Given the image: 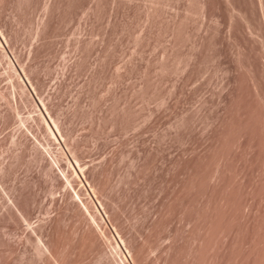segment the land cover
<instances>
[{
	"label": "rangeland",
	"instance_id": "rangeland-1",
	"mask_svg": "<svg viewBox=\"0 0 264 264\" xmlns=\"http://www.w3.org/2000/svg\"><path fill=\"white\" fill-rule=\"evenodd\" d=\"M0 264H264V0H0Z\"/></svg>",
	"mask_w": 264,
	"mask_h": 264
},
{
	"label": "bare ground",
	"instance_id": "bare-ground-1",
	"mask_svg": "<svg viewBox=\"0 0 264 264\" xmlns=\"http://www.w3.org/2000/svg\"><path fill=\"white\" fill-rule=\"evenodd\" d=\"M58 128V127H57ZM122 239V238H121ZM123 240V239H122ZM123 242V241H122ZM124 244V243H123ZM125 245V244H124ZM130 255V254H129Z\"/></svg>",
	"mask_w": 264,
	"mask_h": 264
}]
</instances>
